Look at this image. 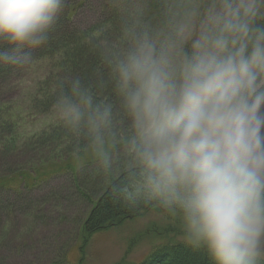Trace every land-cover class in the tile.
I'll return each instance as SVG.
<instances>
[{
  "label": "clouds",
  "instance_id": "1",
  "mask_svg": "<svg viewBox=\"0 0 264 264\" xmlns=\"http://www.w3.org/2000/svg\"><path fill=\"white\" fill-rule=\"evenodd\" d=\"M64 0H0V64L30 62ZM163 25L131 15L102 58L130 119L142 177L136 197L180 220L182 239L214 264H264V0H173ZM53 110L108 166L111 103L70 78Z\"/></svg>",
  "mask_w": 264,
  "mask_h": 264
},
{
  "label": "trees",
  "instance_id": "2",
  "mask_svg": "<svg viewBox=\"0 0 264 264\" xmlns=\"http://www.w3.org/2000/svg\"><path fill=\"white\" fill-rule=\"evenodd\" d=\"M172 3L173 0H64L48 41L35 48L23 46L19 53H27L30 62L40 60L47 67L44 77L35 82L32 93L27 98L34 112L49 111L61 94L62 82L63 88L67 90L66 82L70 78H79L84 86L95 93L98 101L112 104L115 135L107 147L109 164L105 167L114 172L111 161L113 158L118 160L115 154L119 152V156H126L131 161L128 166H120V161H117V173L112 176L108 169L103 177L104 183L98 188H92L90 197L96 199L78 227V239L80 235L87 236L140 217L149 210L151 203H155L145 202L140 198L137 206H131V201L126 199L136 197L142 172L128 143L132 136L130 119L121 109L119 97L113 91L111 71L104 62L102 53L106 47L115 49L120 43L123 28L132 23L131 15L134 11L143 9V25L158 29L163 25L165 11ZM82 8L87 10V17H82L85 21L81 23V18L76 16ZM90 17L94 19L88 21ZM15 48L14 44L0 40V52L12 53ZM25 64H0V107L6 97V83L12 82L15 72L22 70ZM10 137L11 131L5 130L0 120V251L9 250L15 245L16 227L26 231L29 229L30 218L25 222L21 217L31 216L33 221L44 220L45 214L39 207L57 194L51 192L48 198L35 200L24 198L25 191L34 188L45 176L68 174L72 173L69 168L77 169L95 162L101 163L90 150L87 138L73 134L61 123L20 143L13 139L8 141ZM54 146H63L65 159L60 164L55 161L52 165L43 163L40 168L44 170H39V164H34V160H38V156L46 154ZM21 152L29 155L33 165L26 168L17 164L22 159L18 158ZM51 158L60 159L54 155ZM47 167L49 169L45 171ZM15 193L17 198H13ZM81 196L88 198L84 193ZM23 237L35 240L34 236ZM24 243L28 247V241ZM66 248L65 243L59 244L56 256L51 260L59 257L66 262ZM133 264H214V261L205 250H194L184 242L168 241L156 246L141 261Z\"/></svg>",
  "mask_w": 264,
  "mask_h": 264
},
{
  "label": "rangeland",
  "instance_id": "3",
  "mask_svg": "<svg viewBox=\"0 0 264 264\" xmlns=\"http://www.w3.org/2000/svg\"><path fill=\"white\" fill-rule=\"evenodd\" d=\"M76 17L81 18V23L84 22L85 18L82 17H87V10L84 11L82 8ZM93 19L90 17L88 21ZM46 69L42 61L33 60L26 63L22 70L15 72L12 82L6 83V97L0 107V120L3 128L11 131L8 141L13 139L20 143L60 123L53 107L49 111L36 113L29 106L27 99L32 93L35 82L44 77ZM120 154V152L115 154L118 160L113 158L111 161L114 172L108 168L112 176L117 173L115 169L117 161H120V166L131 164L126 156H119ZM52 155L60 159L53 160ZM20 156L18 158L22 159L17 161V164L26 168L33 165L26 152H21ZM37 159L34 160V164L38 163L39 168L43 163L52 165L55 161L60 164L62 159H65L63 146L51 147L46 154L38 156ZM48 169V167L45 168V171ZM69 169L72 173L45 176L46 178L41 181L38 178L39 182L37 181L36 186L25 191L24 198L35 200L48 198L51 192L57 194L47 203L40 205L39 209L45 214L44 220L33 221L31 216L21 217V220L25 222L30 218L29 229L26 231L15 228L16 237L13 242L15 245L9 250L0 251V264H55L56 262L59 264H133L141 261L158 245L168 241L184 242L179 218L163 209L155 212L151 208L140 217L87 236L80 235L78 239V227L96 199L90 197V192L92 188H98L104 183L103 177L106 176L108 169L103 162L73 168L74 170ZM27 172L31 174L29 170ZM82 193L87 194L88 198H82ZM13 198H17L16 193ZM23 236H34L35 240H26ZM21 241H28V247ZM61 243L67 246L65 251L67 263L59 257L51 260L55 258L56 248Z\"/></svg>",
  "mask_w": 264,
  "mask_h": 264
},
{
  "label": "water",
  "instance_id": "4",
  "mask_svg": "<svg viewBox=\"0 0 264 264\" xmlns=\"http://www.w3.org/2000/svg\"><path fill=\"white\" fill-rule=\"evenodd\" d=\"M150 208L153 209V211H155V212H160L162 210L161 208H159L157 206H151Z\"/></svg>",
  "mask_w": 264,
  "mask_h": 264
},
{
  "label": "bare ground",
  "instance_id": "5",
  "mask_svg": "<svg viewBox=\"0 0 264 264\" xmlns=\"http://www.w3.org/2000/svg\"><path fill=\"white\" fill-rule=\"evenodd\" d=\"M132 11V10H131ZM62 52V51H61ZM61 145V144H60ZM87 164V163H86ZM1 187V186H0ZM4 188H5V186H4ZM13 189V188H12ZM153 206V205H152ZM153 210V209H152Z\"/></svg>",
  "mask_w": 264,
  "mask_h": 264
}]
</instances>
